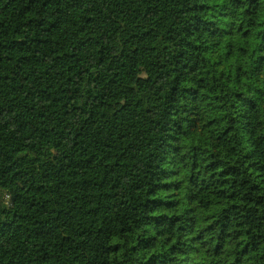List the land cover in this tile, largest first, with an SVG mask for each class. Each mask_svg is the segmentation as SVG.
I'll use <instances>...</instances> for the list:
<instances>
[{"label": "trees", "instance_id": "trees-1", "mask_svg": "<svg viewBox=\"0 0 264 264\" xmlns=\"http://www.w3.org/2000/svg\"><path fill=\"white\" fill-rule=\"evenodd\" d=\"M0 264H264V0H0Z\"/></svg>", "mask_w": 264, "mask_h": 264}]
</instances>
